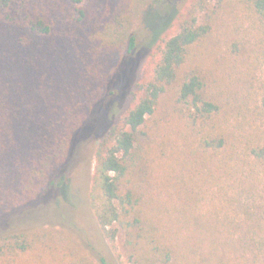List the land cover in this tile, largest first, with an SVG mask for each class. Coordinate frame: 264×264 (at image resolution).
I'll return each mask as SVG.
<instances>
[{
  "label": "trees",
  "instance_id": "obj_1",
  "mask_svg": "<svg viewBox=\"0 0 264 264\" xmlns=\"http://www.w3.org/2000/svg\"><path fill=\"white\" fill-rule=\"evenodd\" d=\"M157 1L0 0V220L52 184L142 22L150 76L94 150L106 241L127 264H264V79L245 66L264 56V0H189L178 24ZM0 264L95 263L37 227L0 230Z\"/></svg>",
  "mask_w": 264,
  "mask_h": 264
},
{
  "label": "rangeland",
  "instance_id": "obj_2",
  "mask_svg": "<svg viewBox=\"0 0 264 264\" xmlns=\"http://www.w3.org/2000/svg\"><path fill=\"white\" fill-rule=\"evenodd\" d=\"M188 1L158 0L153 7H174L178 14L174 23L178 24ZM175 30L176 28L172 32ZM133 32L137 43L135 49L124 59L119 56L114 59L111 68L114 71L110 87L112 94L103 98L89 122L77 134L66 164L53 178L52 184L35 200L0 220L1 231L37 227L63 229L76 238L95 264H101V259L107 264H127L121 245L122 238H118L116 248L106 241L91 206L90 190L95 165L94 150L99 136L109 127L121 108L127 105L126 97L133 83L150 76V32L142 22L134 26ZM242 34L243 41H248L250 45L256 40L255 33L247 35L243 31ZM245 54L248 58L245 66L263 80L264 56L247 51Z\"/></svg>",
  "mask_w": 264,
  "mask_h": 264
}]
</instances>
